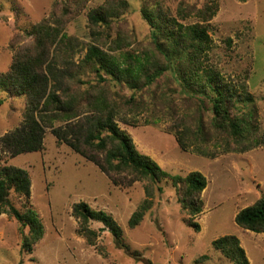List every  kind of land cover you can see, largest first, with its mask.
Here are the masks:
<instances>
[{
    "label": "rangeland",
    "instance_id": "obj_1",
    "mask_svg": "<svg viewBox=\"0 0 264 264\" xmlns=\"http://www.w3.org/2000/svg\"><path fill=\"white\" fill-rule=\"evenodd\" d=\"M65 1L68 0H0V75L10 69L20 47L32 44L34 39L28 30L49 18L53 11L59 12ZM104 1L89 0L84 10L67 23L65 32L81 44L71 52V57H57L60 67L70 59L76 72L77 64L88 51L86 43L91 41L88 12ZM127 1L129 9L117 29L131 33V48L139 42L148 44L152 34L141 8L154 6L157 0ZM166 1L177 7L181 0ZM186 1L200 7L209 0ZM186 22H195V18ZM209 31L213 45L208 62L216 65L242 96L248 93L252 98L235 102L232 114L247 123L259 124L264 131V0H219V10L210 21ZM227 38L232 41H226ZM174 55L171 70L165 71L150 88L134 91L115 81L102 85L120 103L121 97L128 99L133 94L143 100V108L122 110L116 118L140 152L152 157L172 176H186L191 171L205 175L207 185L200 194L202 211L194 215L182 209V184L175 185L172 178L159 184L162 190L155 185L154 198L147 196L144 180L116 185L98 165L58 140L54 129L68 122L53 120L45 123L44 149L40 152L12 156L0 145V168L22 167L32 180L31 196L27 199L12 193V203L19 209L24 208V203L31 206L44 230L33 250H24L21 224L2 213L0 264H235L213 244L226 235L239 239L249 264H264V233L236 222L243 208L264 196V146L243 151L244 143L237 144L227 133L217 134L211 93L196 92L184 80L187 77L195 87L202 84L191 71L195 63H190L187 52ZM98 80L96 73L83 68L77 72L75 85L82 93L98 85ZM27 101L26 94L9 86L0 88V140L22 125ZM87 113L90 110L71 122L75 124ZM183 119L194 129L200 125L206 128L211 139L198 140L204 154L194 146L182 148L179 144L176 126L183 127ZM146 199L152 200V208L138 226L130 227L129 219ZM81 201L112 214L122 228L121 238L116 239L102 223L91 220L89 226L100 232L96 242L90 244L79 232L81 222L73 215V205ZM193 222L200 224L199 230L192 226ZM23 230L28 232V227Z\"/></svg>",
    "mask_w": 264,
    "mask_h": 264
},
{
    "label": "trees",
    "instance_id": "obj_2",
    "mask_svg": "<svg viewBox=\"0 0 264 264\" xmlns=\"http://www.w3.org/2000/svg\"><path fill=\"white\" fill-rule=\"evenodd\" d=\"M88 1H65L59 12L53 11L49 18L34 24L28 30L34 39L32 44L20 47L10 69L0 75V88L9 86L28 98L22 125L1 138V147L12 156L40 152L44 149L45 123L65 120L68 122L66 125L53 131L58 140L98 165L116 185L144 180L147 196L154 198L155 185L162 190L159 184L172 178L175 185L182 184V209L194 215L200 213L203 208L200 194L207 185L205 175L200 171H191L186 176H172L152 157L140 152L131 135L119 126L116 118L122 110L131 112L134 108H143V100L133 94L128 99L121 97L120 103L119 99L109 95L102 83L115 81L134 91L145 90L165 71L171 70L176 52H187L190 63H195V69L191 71L202 84L195 87L187 77L184 80L190 82L189 86L197 89L196 92L211 93L217 134L227 133L235 138L237 144L244 143L245 146L241 147L243 151L264 146V131L260 130L259 124L247 123L231 112L235 102L245 97L244 101H250L251 95L242 96L233 83L225 80L217 66L208 62V52L213 45L209 26L219 10V0L206 1L200 7L186 0L179 1L177 7L166 0H157L154 6L142 7L141 14L150 26L152 41L148 44L139 42L133 48L131 33L117 29L123 14L129 9V2L105 0L88 12L91 41L86 43L88 51L74 72L72 60L66 59V65L60 67L57 57L69 58L71 52L74 53L80 46V41L70 37L65 29L67 23L84 10ZM191 18H195V22L187 23ZM112 28L117 32L113 33ZM226 41L232 40L227 38ZM203 56L206 59H202ZM83 68L96 73L99 80L98 85L81 93L75 84L78 82L77 72ZM85 110L91 113L75 124L71 122ZM123 119L129 123L128 119ZM183 122V127L176 126L179 144L182 148L194 146L204 154L205 149L198 140L205 138L203 142H206L211 139L206 128L200 125L194 129L184 119ZM126 174L132 178L128 179ZM31 186L32 180L26 169L14 165L0 168V215L7 213L21 224L22 246L27 251H32L34 244L44 236L43 226L31 206L24 203V208L19 209L12 203L10 194L16 193L28 199ZM150 208L152 200L146 199L133 212L129 219L130 227L138 226ZM73 215L81 222L79 232L90 244L96 242L100 232L89 226L91 220L102 223L116 239L122 236V228L112 214L93 209L87 202L75 203ZM236 222L243 228L264 233V196L243 208L237 214ZM192 226L200 229L198 222H193ZM26 227L28 232L23 230ZM213 244L235 264H249L245 249L235 235L222 236Z\"/></svg>",
    "mask_w": 264,
    "mask_h": 264
}]
</instances>
